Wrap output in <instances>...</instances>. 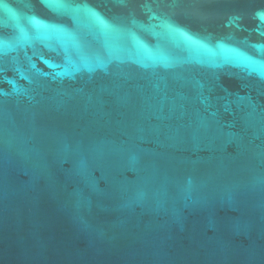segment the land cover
Here are the masks:
<instances>
[{
    "label": "water",
    "instance_id": "obj_1",
    "mask_svg": "<svg viewBox=\"0 0 264 264\" xmlns=\"http://www.w3.org/2000/svg\"><path fill=\"white\" fill-rule=\"evenodd\" d=\"M0 264H264V0H0Z\"/></svg>",
    "mask_w": 264,
    "mask_h": 264
}]
</instances>
